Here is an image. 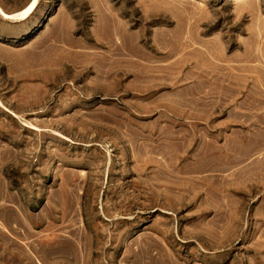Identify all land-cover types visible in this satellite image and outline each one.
Wrapping results in <instances>:
<instances>
[{"label":"rangeland","instance_id":"1","mask_svg":"<svg viewBox=\"0 0 264 264\" xmlns=\"http://www.w3.org/2000/svg\"><path fill=\"white\" fill-rule=\"evenodd\" d=\"M32 1L0 0V264H264V0Z\"/></svg>","mask_w":264,"mask_h":264},{"label":"bare ground","instance_id":"2","mask_svg":"<svg viewBox=\"0 0 264 264\" xmlns=\"http://www.w3.org/2000/svg\"><path fill=\"white\" fill-rule=\"evenodd\" d=\"M38 6H39V0H33L32 2H31V4L23 11V13H22V18H27L29 15H31V14H33L36 10H37V8H38ZM4 16H6V17H8V15L6 14V13H2ZM120 39V37L119 38H115V36L114 37H112V40H111V42H112V44L114 45V50H116V51H120V48H119V46L117 47V46H115V44H116V41H118ZM175 46H174V49L172 50V49H169V50H167V54L168 55H170V54H172L173 52L174 53H176V51H178V50H180V51H182V49L184 48L185 49V47L187 48V43H186V41H183V40H178V41H176L175 42V44H174ZM117 47V48H116ZM137 50H139V42H133V44H132V46L130 47V52L131 53H133L134 51L136 52ZM179 51V52H180ZM200 52H202L203 53V51H200ZM191 54V53H190ZM190 54H188L187 56H189ZM204 54H206V52L204 53ZM195 55V54H194ZM200 56V55H199ZM203 56V55H202ZM190 57H192V55H190ZM190 57H189V60L187 59V58H183V63H181V64H179V66L177 67V70H179V72L180 71H182L183 70V68H185L184 67V65H187L188 67H191V65H195V67H198V68H200L201 70L203 69V67L201 68V64H200V62H202L201 60L199 61V60H196L195 62L194 61H191L190 60ZM204 57H205V55H204ZM193 58H195L194 56H193ZM185 59H187L188 60V62H189V64H185ZM182 60V59H181ZM194 60V59H193ZM176 64V63H175ZM204 64V63H203ZM177 65H178V63H177ZM199 71V70H198ZM205 71H206V69H205ZM207 72V71H206ZM198 73V72H197ZM202 73H203V71H202ZM201 73V74H202ZM208 74H209V72H208ZM223 86V85H222ZM221 87V86H220Z\"/></svg>","mask_w":264,"mask_h":264},{"label":"crops","instance_id":"3","mask_svg":"<svg viewBox=\"0 0 264 264\" xmlns=\"http://www.w3.org/2000/svg\"><path fill=\"white\" fill-rule=\"evenodd\" d=\"M29 1H30V0H28V2H29ZM28 2H27V3H28ZM27 3H26V4H27ZM24 6H25V5H24Z\"/></svg>","mask_w":264,"mask_h":264}]
</instances>
